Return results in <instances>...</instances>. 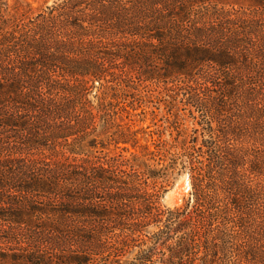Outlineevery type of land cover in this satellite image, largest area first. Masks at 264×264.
<instances>
[{"label":"trees","instance_id":"obj_1","mask_svg":"<svg viewBox=\"0 0 264 264\" xmlns=\"http://www.w3.org/2000/svg\"><path fill=\"white\" fill-rule=\"evenodd\" d=\"M47 2L0 0V264H264V0Z\"/></svg>","mask_w":264,"mask_h":264},{"label":"rangeland","instance_id":"obj_2","mask_svg":"<svg viewBox=\"0 0 264 264\" xmlns=\"http://www.w3.org/2000/svg\"><path fill=\"white\" fill-rule=\"evenodd\" d=\"M30 1L33 5L43 2V0ZM47 1V3H50L52 0ZM134 91V97L127 98L128 100L131 99V105L133 107V109H129L132 113L129 117L133 127L143 128L149 133L152 139H156L160 135L161 138L171 142L172 137L176 134V125L178 124V118L173 115L175 108L179 106L177 102L178 98L171 100V97L166 94L169 91H166L161 85L150 82L142 83ZM183 126L185 130L177 139L183 138L184 133L188 134L191 131L192 125L190 121H184ZM145 137L149 136L145 135ZM169 179H171V184L160 196L159 202L164 207L173 208L182 205L187 200L191 187L187 171H181L179 173L173 172L170 174ZM168 193L170 195L167 196ZM171 196L174 198L171 199ZM7 245L17 244H9L0 239V249H5Z\"/></svg>","mask_w":264,"mask_h":264},{"label":"bare ground","instance_id":"obj_3","mask_svg":"<svg viewBox=\"0 0 264 264\" xmlns=\"http://www.w3.org/2000/svg\"><path fill=\"white\" fill-rule=\"evenodd\" d=\"M168 195H170V194L168 193V194H167V196H168ZM170 198H171V199H173L174 197H173V196H171Z\"/></svg>","mask_w":264,"mask_h":264}]
</instances>
